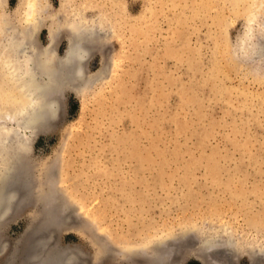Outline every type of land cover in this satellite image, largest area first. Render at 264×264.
Listing matches in <instances>:
<instances>
[{
	"label": "rangeland",
	"instance_id": "obj_1",
	"mask_svg": "<svg viewBox=\"0 0 264 264\" xmlns=\"http://www.w3.org/2000/svg\"><path fill=\"white\" fill-rule=\"evenodd\" d=\"M21 1L3 3L19 27ZM43 1L41 49L52 32L56 56L81 28L106 39L89 44L92 81L64 88L56 119L25 131L39 185L0 228V264L13 255L22 264L16 246L35 238L51 187L72 214L55 238L85 264H145L106 250L192 224L204 237L232 229L264 246V15L246 35L252 0ZM177 252L180 264H203L187 247ZM237 264L250 259L242 253Z\"/></svg>",
	"mask_w": 264,
	"mask_h": 264
},
{
	"label": "bare ground",
	"instance_id": "obj_2",
	"mask_svg": "<svg viewBox=\"0 0 264 264\" xmlns=\"http://www.w3.org/2000/svg\"><path fill=\"white\" fill-rule=\"evenodd\" d=\"M41 1L43 0L21 1L20 12L23 13L22 19L25 23L19 27L8 23L7 14L3 11L4 0H0V228L12 213L22 210L28 204L32 193L39 185L38 176L35 178L31 164L25 158L29 150V136L25 131L36 132L47 124L49 118L56 119L54 116L58 115V108L61 107L59 99L63 98L61 93L64 88L72 86L75 80L81 85L92 81L87 82L84 61L90 45L98 42L91 33L89 34L94 27L90 31L84 28L76 30L75 37L70 39L69 47L63 56L55 54L54 32L50 36V45L41 49L36 41L35 31L41 23L39 17L43 5ZM94 5L96 7V4ZM247 14L246 35L254 32L255 21L259 19L257 17L264 15V0H252ZM83 23L85 27L86 22ZM89 26L87 25V28ZM101 38L103 41L106 39ZM259 45L264 46L260 41ZM95 46L98 47L97 43ZM259 52L264 53V48L259 47ZM53 192L59 193L51 187L44 197L47 212L46 216L41 217L38 222L35 221L33 241H29L28 245L23 241L16 246L18 256L20 252L24 254L20 261L22 264H85L79 261L78 250L64 249L55 238L57 226L60 225L59 218L65 223L72 214L68 213L71 205L67 198ZM53 194L58 196L53 197ZM185 226L187 227L184 228ZM185 226L176 232L146 234L134 242L122 239L119 245L111 246L106 251L118 255L122 261L145 260V264H153V262L180 264L175 254L187 247L203 264H237L238 257L242 253L249 257L250 264H264V246L256 238L243 241L232 229L216 230L212 235L204 237L198 225ZM49 227L53 234L47 235L46 229ZM222 228L228 227L224 225ZM108 243L104 242L106 246ZM23 245V249L20 250L19 247ZM0 248V252L3 253L8 248L7 243L3 242ZM15 257L10 256L8 264H15Z\"/></svg>",
	"mask_w": 264,
	"mask_h": 264
}]
</instances>
